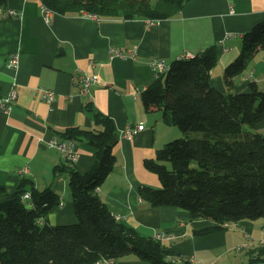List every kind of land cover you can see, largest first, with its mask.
<instances>
[{
  "label": "crops",
  "instance_id": "1",
  "mask_svg": "<svg viewBox=\"0 0 264 264\" xmlns=\"http://www.w3.org/2000/svg\"><path fill=\"white\" fill-rule=\"evenodd\" d=\"M8 9L15 14L8 15ZM263 20L264 0H187L176 16L153 24L144 18L104 19L82 11L52 12L46 20L41 0H7L6 8L0 7V97L10 90L16 96L8 113L0 109V186L12 191L27 179L38 189L51 187L60 203L49 210V223L52 219L55 224L75 222L67 172L55 167L71 165L83 172L93 163L95 149L71 139L77 157L69 162L48 141L68 139L58 135L66 127H95L92 109H96L111 119L117 138L112 148L114 167L96 189L111 213L141 234L171 235L161 241L175 256L193 257L194 264L244 261L222 257L240 244H247L246 249L264 244V217L239 220V227L202 232L215 222L192 219L186 209L176 206H153L139 195L141 185L161 186L144 160L155 157L159 148L180 134L176 125L163 120L162 110L145 109L141 91L155 78L151 57L170 64L211 44L217 49L210 70L216 89L244 92L251 82L264 89V48L232 77L229 88L223 79L224 67L240 51L242 34ZM111 46H135L137 54L111 58ZM10 53L17 54L16 67L8 66ZM93 73L97 83L87 93L81 92L80 77ZM41 87L54 90L51 102L41 98ZM141 122L143 128L131 138L122 135L126 124ZM29 187L30 183L24 188ZM115 261L152 264L134 254Z\"/></svg>",
  "mask_w": 264,
  "mask_h": 264
},
{
  "label": "trees",
  "instance_id": "2",
  "mask_svg": "<svg viewBox=\"0 0 264 264\" xmlns=\"http://www.w3.org/2000/svg\"><path fill=\"white\" fill-rule=\"evenodd\" d=\"M187 0H41L52 12H87L104 19H168ZM7 0H0L6 8ZM264 48V20L242 34L238 55L224 67L227 88ZM217 61L211 44L191 57L176 58L169 69L141 91L146 110H162L166 123L185 133L167 141L146 158L160 187L141 185L139 195L153 206L186 209L192 219L215 222L202 232L223 228V221L264 217V89L250 83L244 92H222L210 82ZM92 109L91 107H89ZM95 127H66L60 137L84 141L94 147L91 166L66 171L76 221L51 224L47 214L60 203L51 187L38 189L22 179L12 191L0 186V264H93L99 258L134 254L152 264H192L174 261V252L161 240L141 234L117 219L97 194L115 164L112 151L117 138L111 119L92 109ZM189 132H200L191 136ZM170 163V167L166 165ZM30 183L29 189L24 188ZM28 191L30 196L23 198ZM238 264L264 261V244L245 251ZM175 256V255H174Z\"/></svg>",
  "mask_w": 264,
  "mask_h": 264
},
{
  "label": "built area",
  "instance_id": "3",
  "mask_svg": "<svg viewBox=\"0 0 264 264\" xmlns=\"http://www.w3.org/2000/svg\"><path fill=\"white\" fill-rule=\"evenodd\" d=\"M42 12L43 16L45 17L46 20L49 19L52 11L48 8L42 7ZM8 15H14L15 11L13 9H8L6 11ZM158 20H153V19H146V22L148 24H153L157 22ZM230 34L225 35L224 38H228ZM109 57H119V58H125V57H133L137 54V49L135 46L132 47H124V46H111L108 49ZM8 66L11 67H16L18 63V57L17 54L15 53H10L8 57ZM149 64L153 70V75L154 77H159L161 74L165 73L168 70V67L170 66L169 63H167L164 59L162 58H157V57H151L149 59ZM80 85H81V92L87 93L89 90L90 85L97 83V75L96 74H83L80 77ZM41 98L47 102H51L54 97V90L48 89V88H39ZM16 93L14 90H10L6 95L0 97V109L9 112L12 107L13 100L15 99ZM144 124L138 123L136 126L126 124L122 130L121 133L123 136L127 138H131L138 130L142 129ZM49 146L57 148L62 156L69 162H72L76 159L77 157V152L75 150V147L73 145V141L71 139H64V140H59L56 138H51L48 141ZM23 198H28L30 196V193L26 191L23 193ZM220 226L221 223L219 224ZM223 227V226H222ZM156 239L162 240V239H167L170 238L171 235L165 234V233H156L154 235ZM244 246H247V244H240L236 248L238 250H241ZM180 258H182L180 256ZM192 264H194L193 257L187 258ZM96 264H117L115 259L113 258H99L98 260L95 261ZM204 264V263H202Z\"/></svg>",
  "mask_w": 264,
  "mask_h": 264
},
{
  "label": "rangeland",
  "instance_id": "4",
  "mask_svg": "<svg viewBox=\"0 0 264 264\" xmlns=\"http://www.w3.org/2000/svg\"><path fill=\"white\" fill-rule=\"evenodd\" d=\"M90 15H92V14H90ZM92 16H95V15H92ZM177 127V129H179V132H180V134L179 135H177V137H183V136H185V133L183 132V131H181L180 130V128H178V126H176ZM189 135H191V136H199L200 135V132H189ZM177 137H174V138H177ZM174 138H172V139H174ZM171 140V139H170ZM166 165L168 166V167H170V163L169 162H166ZM65 179H67V176L65 177ZM69 189V188H68ZM70 193V192H69ZM250 220V219H249ZM52 224H55L54 223V221H53V219H52ZM240 225H237V226H228V227H239ZM223 228H227V227H223ZM248 242H250V241H248ZM251 243V242H250ZM244 248V249H243ZM241 250H238L237 248L236 249H232L231 251H229V253H228V256H223L222 258L224 259V260H228V259H230V260H234L233 262H237V261H240L241 259L242 260H245L246 259V255H245V247H243ZM182 260V259H181ZM180 259L178 260V261H181ZM208 264H212V263H208ZM217 264V263H216Z\"/></svg>",
  "mask_w": 264,
  "mask_h": 264
},
{
  "label": "bare ground",
  "instance_id": "5",
  "mask_svg": "<svg viewBox=\"0 0 264 264\" xmlns=\"http://www.w3.org/2000/svg\"><path fill=\"white\" fill-rule=\"evenodd\" d=\"M42 7H44V6H42ZM46 8V7H45ZM178 58H182V57H178ZM170 67V66H169ZM169 67H168V69H169ZM221 225L223 226V227H228V226H237V225H239V221H223V222H221ZM170 258L172 259V260H174V261H178L179 259L181 260L182 258H180V256L179 255H177V256H170ZM93 264H96V262H94Z\"/></svg>",
  "mask_w": 264,
  "mask_h": 264
},
{
  "label": "water",
  "instance_id": "6",
  "mask_svg": "<svg viewBox=\"0 0 264 264\" xmlns=\"http://www.w3.org/2000/svg\"><path fill=\"white\" fill-rule=\"evenodd\" d=\"M252 264H264V261H258V262L252 263Z\"/></svg>",
  "mask_w": 264,
  "mask_h": 264
}]
</instances>
